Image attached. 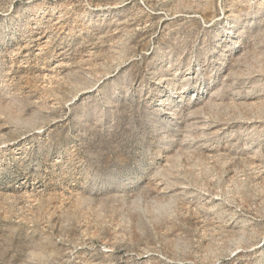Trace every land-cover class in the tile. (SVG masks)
I'll return each instance as SVG.
<instances>
[{"label":"rangeland","instance_id":"obj_1","mask_svg":"<svg viewBox=\"0 0 264 264\" xmlns=\"http://www.w3.org/2000/svg\"><path fill=\"white\" fill-rule=\"evenodd\" d=\"M0 264H264V0H0Z\"/></svg>","mask_w":264,"mask_h":264}]
</instances>
